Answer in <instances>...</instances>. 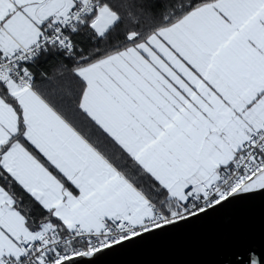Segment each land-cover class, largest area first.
<instances>
[{"label": "snow or ice", "instance_id": "snow-or-ice-1", "mask_svg": "<svg viewBox=\"0 0 264 264\" xmlns=\"http://www.w3.org/2000/svg\"><path fill=\"white\" fill-rule=\"evenodd\" d=\"M253 193L264 0H0V264H94Z\"/></svg>", "mask_w": 264, "mask_h": 264}, {"label": "water", "instance_id": "water-1", "mask_svg": "<svg viewBox=\"0 0 264 264\" xmlns=\"http://www.w3.org/2000/svg\"><path fill=\"white\" fill-rule=\"evenodd\" d=\"M264 264V193L98 255L94 264Z\"/></svg>", "mask_w": 264, "mask_h": 264}, {"label": "trees", "instance_id": "trees-1", "mask_svg": "<svg viewBox=\"0 0 264 264\" xmlns=\"http://www.w3.org/2000/svg\"><path fill=\"white\" fill-rule=\"evenodd\" d=\"M39 71L47 72V73H49L50 75L53 74V68H52L51 65H42V66H41V69H39L38 72H39Z\"/></svg>", "mask_w": 264, "mask_h": 264}]
</instances>
